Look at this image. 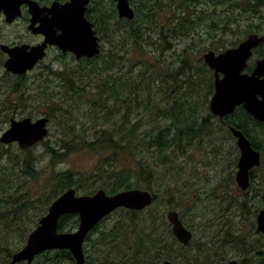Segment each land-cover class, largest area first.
<instances>
[{"label": "trees", "instance_id": "obj_1", "mask_svg": "<svg viewBox=\"0 0 264 264\" xmlns=\"http://www.w3.org/2000/svg\"><path fill=\"white\" fill-rule=\"evenodd\" d=\"M109 1L105 6L100 3V15L95 19L101 41L99 55L85 58L80 70L71 72L68 83L61 84L59 93L51 87L37 92L45 108L42 113L51 120L66 117V130L70 131L28 149L0 143V264H12V254L25 244L48 206L71 187L77 194L141 188L155 197L142 210L118 208L100 220L83 242L86 264H159L163 259L174 264H210L209 255L226 240L227 232H232L227 235L232 237L228 240L232 247L239 243L248 246L240 264H264V234L247 242L240 229L249 217L253 225L257 211L264 207V124L241 106L223 118L226 124L243 130L254 148L263 147L260 177L252 171L247 189L240 192L232 176L236 167L233 165L230 177L223 179L213 164L215 159L220 167L225 154L223 144L215 143L217 129L208 110L213 73L202 59L206 50L220 51L236 46L250 33L264 34V0H130L134 9L131 20L119 18L114 1ZM162 13L163 22L154 29ZM254 52L256 58L263 55L264 44ZM252 68L247 67L246 72ZM58 94L61 97L54 98ZM25 100L17 99V106L6 105L7 116L36 106L26 108ZM204 136L211 138L206 141ZM38 144L43 154L35 152ZM82 150L97 155L91 173L54 169L50 184L48 181L35 193L40 156L46 155L48 162L55 164L70 152ZM195 150L211 154V189L221 187V199L227 196L229 200L218 214L207 211L209 198L205 196L192 206L191 211L202 214L196 217V237L195 228L179 213L193 235L184 246L167 224V209L159 212L157 193L149 183L140 181H148L144 177L149 175H162L166 180V168ZM159 185L169 188L167 183ZM233 185L237 194L230 190ZM167 208L174 205L168 202ZM19 217L26 226L22 227ZM77 224V214L63 215L57 230L73 231ZM226 255L217 262L225 264ZM31 264H75V260L65 249L44 251Z\"/></svg>", "mask_w": 264, "mask_h": 264}, {"label": "water", "instance_id": "obj_2", "mask_svg": "<svg viewBox=\"0 0 264 264\" xmlns=\"http://www.w3.org/2000/svg\"><path fill=\"white\" fill-rule=\"evenodd\" d=\"M90 0H69L64 4H52L49 8L51 17L40 19L41 30L46 35V42L27 51L24 46L1 44L0 48L7 53L4 66L8 72L21 75L30 70L35 62L44 55L46 43L55 44L62 50L74 53L77 59L92 58L100 53L99 37L93 30V25L85 18L86 6ZM120 18L132 19L134 16L130 0H113ZM27 2L32 22H35L40 12L38 4L32 0H0V14L3 12L5 22L11 23L20 15V6ZM60 34L55 35V29ZM264 42V35L250 33L236 46L215 52L208 50L203 53V61L213 72V94L209 99L208 109L213 116L222 118L231 114L236 107L242 108L255 120L264 124V57L255 62L252 70L244 71L248 60L257 48ZM47 117L36 120L30 117L12 118L8 128L0 134V143L7 145L17 143L21 149H28L48 135ZM239 150L235 182L239 191L247 189L250 173L260 165V152L242 131L230 126ZM154 196L148 189L130 188L114 193L97 189L92 194H77L74 188H68L48 206L46 214L39 220L35 228L28 234L25 244L11 256V263L25 261L28 264L40 253L53 249H68L75 264H86L83 242L86 235L105 216L118 208L142 210L150 206ZM67 214L78 215V226L73 231H58L59 218ZM166 219L171 223L172 231L182 245H186L192 234L178 219L174 209L166 211ZM178 220V221H177ZM256 230L264 231V208L258 210ZM161 264H173L163 260ZM226 264H237L228 261Z\"/></svg>", "mask_w": 264, "mask_h": 264}, {"label": "rangeland", "instance_id": "obj_3", "mask_svg": "<svg viewBox=\"0 0 264 264\" xmlns=\"http://www.w3.org/2000/svg\"><path fill=\"white\" fill-rule=\"evenodd\" d=\"M109 2H110L109 0H94V2L92 3L91 10L95 12V14H97L100 11V8H99L100 3H103L102 5L105 6V4H108ZM146 11H149V8H147ZM164 17H165V13H162L160 15V18L156 19V23L153 27L154 29L158 28V25L163 22ZM6 26L7 24L4 21H0V32L7 33V39H11L13 38V28H9L8 26L7 27ZM190 45H194V44L192 43ZM1 72H2V69H0V73ZM37 81L38 83L36 84V86H34V90L31 92V89H32L31 88L28 93V96L24 97V100L28 97L25 100L26 108H31L34 104H36V106L32 108L30 111L26 109L24 113L22 114L23 115L22 117L30 116L28 115V113L32 115H36L38 117L41 115L43 111H45L44 104L40 103V98L37 96V92H39L42 88L51 87V89L54 88V91L57 93H59L60 91V86L47 80V78L38 77ZM12 83L13 82L11 81V78L7 76L6 77V84L8 85L7 87H9V85H11ZM18 90H20L22 94H25L29 90V87L27 84H25L24 86L19 87ZM60 97L61 95L58 94L54 98H60ZM208 104H209V101H208ZM68 116H71V114H68ZM14 117L21 118L18 115H14ZM7 120L8 118L5 116V114L4 116H0V134L7 127L8 125ZM210 120L211 122H213L215 128L217 129L215 133L216 135L215 143L217 145L223 144L224 148L222 149V153L225 154L222 165L220 167L217 166L215 159L213 160V164L215 165L216 169H218L223 179H225L227 177H230L232 173L230 172V170L233 165L237 169V160L239 157V150L236 146V141L233 140L230 135H227L225 133V131L220 127L218 121H216L215 119H210ZM145 121H146V118H144V122ZM49 123H50L49 124V135L45 138V140L51 139L53 141L55 138L54 135L62 134L64 131H70V130H66L67 129V118L64 116H59L53 120L50 119ZM63 138L65 137L63 136ZM210 138L211 136H204V139L206 141H208ZM65 139L67 140L68 138H65ZM68 144H70V146L74 145V143L72 142H68ZM259 144H261V142ZM35 152L38 154H43L41 144H38L36 146ZM40 158H42V160L40 161V164H39L40 166L39 175H38V178L33 183V189L35 190V193L42 191L47 186V183L49 181V176L53 174L54 169L64 170L65 168H67L75 172L91 173L94 168V165L97 162V155H93L92 152L87 151V150L70 152L63 161L55 163V164L49 163L48 160L46 159V155L40 156ZM211 160L212 158L209 152H205L204 150H195L191 153V156L185 158L179 164H172L166 168V174H165L167 176L166 180L163 179L162 175H149V176L144 177L148 181H140V183H149V185L152 187V190H154L157 193L158 202L156 206L159 212H162L166 209L167 210L172 209V208H167L168 202L172 203L174 205L173 209L177 211L178 214L181 213V217L183 218V220H185L188 225L195 228L194 237H196L199 234V231L195 227L196 217L202 214H198L194 211H191L192 206L196 204V202L199 199H202L205 196L209 198L207 211L218 214L221 211L222 205L226 204L227 201L229 200L227 196L221 199V193H222L221 187L217 188L216 190L211 189V185L214 183L212 179L213 178L212 176L213 164L210 163ZM236 169L234 173H232V176H234V178H235ZM257 169H259V167L255 168V170L253 169L254 173L256 172ZM98 183L100 185H103V182L101 180ZM163 183H167L169 185V188H163L161 185H159ZM253 183L257 185L256 182H253ZM49 184H50V181H49ZM221 186H223V184ZM230 190H232V192L235 194L238 193L234 185L230 188ZM230 190L228 191V193L232 195ZM244 215L245 213L242 216L244 217ZM19 220L22 223V227L27 225V222L22 217H19ZM124 220L129 223V219L124 218ZM167 224H169L168 221H167ZM201 225H202V222H201ZM231 225H232V222L229 224V227ZM255 226H256L255 218H254L253 225L251 223L250 217L241 223L240 229H241V232L244 234L245 240L247 242L254 241L256 237L261 238V236L256 232ZM228 234L232 235V232H227L225 234L226 240L220 241V244H218L215 247V250L212 251L213 253L209 255L211 259L210 264H213L212 254L216 256L218 253H223V254L228 253L231 256H229L226 260H229L231 258L240 259L244 257V256H241V253H243L241 251L243 250L244 244L239 243L235 247H232L233 244L228 243V240H231L232 237H227ZM2 243H4V241ZM246 250H248V246H246ZM162 261H160L159 264H161ZM21 263H25V261H22ZM214 264H219V262L216 261Z\"/></svg>", "mask_w": 264, "mask_h": 264}, {"label": "flooded vegetation", "instance_id": "obj_4", "mask_svg": "<svg viewBox=\"0 0 264 264\" xmlns=\"http://www.w3.org/2000/svg\"><path fill=\"white\" fill-rule=\"evenodd\" d=\"M32 1L36 2L40 8V12L38 14V17L34 18V19H36L35 22H32L33 20H31L33 17L31 15V13L29 12V7L27 5V2H24L21 4L20 15L9 24H7L5 22V16H4L3 12H1L0 21H4L9 28H13V38L7 39V33L0 32V41H1L0 45L5 44V45H8L9 47L24 46L27 51H30L32 48L42 46L46 42V35L41 30L40 31L37 30L40 26V19H46V18L51 17V12H50L49 8L52 6V4L56 3V4H59V6H61V4H64L69 0H32ZM93 2H94V0L89 1V4L86 6V10H85L84 15H85V18L87 20H89L91 22V24L93 25V30L95 31L96 35L99 37V41H100V36H99L98 31L96 30L97 26H96V21H95V19L97 20L98 15H100V11L97 14H95V12H93L91 10ZM124 19H126V18H124ZM127 20H129V19H127ZM54 29H55V35L56 36L58 34H60V30L57 27H54ZM260 46H258V47H260ZM43 52H44V55L35 62V64L33 65V67L30 70L26 71L25 73H23L21 75H18V74H13L11 72L6 71L4 63H5L6 59L8 58V55L6 52H4L0 48V69H2V72L0 73V116H4V114H5V116L8 118L7 112H6V105L13 103L17 106L18 105L17 99H23L24 97L28 96L30 89L32 87L36 86V84L38 83V81H37L38 77L47 78V80L51 81L52 83L59 85L60 87H61V84L64 86V84L68 83L69 74L71 72H77L78 70H80V66H82L81 63L86 58V57H82V58L77 59V57L74 53L67 51V50L64 51L59 46H57L55 44H49V43H46V45L43 47ZM215 52H219V51H215ZM263 57H264V54L256 58L255 52L253 49V53H252L251 57L249 58L248 65L246 66L244 71L246 72V69L249 66H251V68L254 67L255 62L258 59L263 58ZM247 73H249V72H247ZM7 76H9L11 78V81L13 82L11 85H9V87H7L8 85L6 84V77ZM213 83H214V81H213ZM25 84L28 85L29 90L25 94H22L20 92V90H18V89H19V87L24 86ZM213 90H214V87H213ZM22 114H23L22 112H16V111L12 112V116L11 115L9 116V119L7 122L8 125L5 128V130L8 128V126L10 124V120L12 118H15L14 115H18L19 117L24 118V117H22L23 116ZM28 115H30V116H26V117H30L33 120H36L37 118H40L43 116H46L43 113L38 117L36 115H32L30 113H28ZM21 118H15V119H21ZM223 118L224 117H222V118H219L216 116L213 117V119L218 121L220 124L224 123L226 125V128L230 131L231 125L226 124L225 120H223ZM49 122H50V119H49ZM241 131L243 132V130H241ZM230 133H231V131H230ZM234 140H235V138H234ZM255 149L260 152L261 160H260V165L258 166V167H260L262 164V160H263L262 159L263 158V147L260 146V147H257ZM255 168H257V167H255ZM255 168H254V170H255ZM254 170H253V172H254ZM251 172H252V170H251ZM260 175H261V171H260V169H257L255 172V176L257 178H259ZM250 180H251V176H250ZM255 229H256V226H255ZM256 232L258 234H264V232H258L257 230H256ZM246 246L247 245L245 244L243 247V250L241 251L244 254L241 253V256L245 257L247 255V252L249 250H246ZM211 253H213V252H211ZM224 255H226V254L218 253L216 256H214L212 254L213 264L216 261H218L219 259H222L224 257ZM228 257L229 256L226 255L223 262L227 261L226 259ZM232 260H236L237 261L236 263L240 264L239 259L231 258L228 261H232Z\"/></svg>", "mask_w": 264, "mask_h": 264}, {"label": "bare ground", "instance_id": "obj_5", "mask_svg": "<svg viewBox=\"0 0 264 264\" xmlns=\"http://www.w3.org/2000/svg\"><path fill=\"white\" fill-rule=\"evenodd\" d=\"M49 120V119H48ZM241 131V130H240ZM249 183H250V180H249ZM176 213H177V216H178V219L181 221V219H180V217H179V214H178V212L176 211ZM168 221V223L171 225V230H172V226L174 225V223H171L169 220H167ZM178 221V220H177ZM181 223L183 224V222L181 221ZM184 225V224H183ZM187 229V228H186ZM188 230V229H187ZM191 234H192V232L190 231V230H188ZM258 232H260V231H258ZM264 232V231H263ZM172 233H173V231H172ZM173 235H174V233H173ZM193 236V235H192ZM192 236H191V238H190V240L188 241V243L186 244V245H188L189 244V242L191 241V239H192ZM174 237H175V235H174ZM176 238V237H175ZM178 241V240H177ZM185 246V245H184ZM56 250H65V248H53V249H50V250H47V251H56ZM68 250V249H67ZM69 251V250H68ZM232 261H236V260H232ZM237 262V261H236Z\"/></svg>", "mask_w": 264, "mask_h": 264}]
</instances>
